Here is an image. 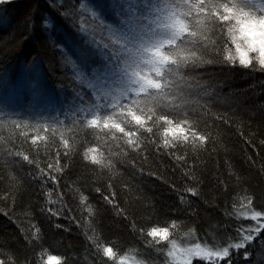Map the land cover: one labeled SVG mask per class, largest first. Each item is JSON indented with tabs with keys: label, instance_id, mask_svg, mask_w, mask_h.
I'll return each mask as SVG.
<instances>
[{
	"label": "trees",
	"instance_id": "16d2710c",
	"mask_svg": "<svg viewBox=\"0 0 264 264\" xmlns=\"http://www.w3.org/2000/svg\"><path fill=\"white\" fill-rule=\"evenodd\" d=\"M118 3L120 0H8L0 5V16L10 21L0 27V83L5 81L0 85V122H4L0 123V260L6 264H44L49 254L62 257L61 264H121V257L124 264L128 260L133 264H175L167 250H159L165 244L170 250L171 243L148 235L152 227H169L170 240L177 245H190L196 238L197 243L211 248L214 244L227 246L228 237L234 238L232 243L238 242L237 230L255 224L233 215V201L247 193L257 203L264 202V144L260 143L264 140V72L220 63L197 70L203 86L191 89V98H202L207 109L195 114L189 109L186 127L198 121L197 133L208 134V141L176 142L175 147L166 148L163 129L154 128L155 135L148 134L154 143L146 150L133 153L123 147V140L113 143L104 137L111 146L109 152L98 139L102 132L93 133L81 119L82 128L69 131L53 125L38 133L47 142L32 144L37 131L24 127V122L34 125L55 118L71 127L73 114L82 118L79 109L95 102L88 85L95 83V76L115 57L109 49L97 46L108 43L106 30L90 34L95 26L90 11L100 13L105 25L126 28L115 7ZM81 44L94 52L84 65L69 51ZM33 63L42 72L41 82L33 81L35 93L54 98L34 100L28 95L27 108L14 112L7 108V75L14 67L13 74ZM206 92L214 93L211 99L205 97ZM11 121L22 126L13 129ZM61 137L69 140L71 160L64 155ZM93 147L99 149L96 155L103 165L86 155ZM108 176L111 186L105 190L102 185ZM193 185L200 195L184 191ZM96 187L101 191H95ZM112 192L115 196H109ZM80 193L88 200L81 201ZM58 208L63 215L48 211ZM173 222L177 228H172ZM33 225L41 229L42 240L28 235L35 232ZM260 239L247 251L232 249V264H264ZM94 241L101 247H113L116 259L104 256ZM203 264L213 262L203 260Z\"/></svg>",
	"mask_w": 264,
	"mask_h": 264
},
{
	"label": "snow or ice",
	"instance_id": "6c2138e0",
	"mask_svg": "<svg viewBox=\"0 0 264 264\" xmlns=\"http://www.w3.org/2000/svg\"><path fill=\"white\" fill-rule=\"evenodd\" d=\"M7 2L8 0H0V5ZM80 7L83 9L85 6L81 4ZM115 7L120 9L122 23L126 28L105 25L100 13L95 9L90 11L95 25L90 34L94 36L98 30L100 33L106 30L109 34L108 43L97 46L109 49L115 57L102 73L95 76V83L88 85L93 89L95 102L79 109L84 113L82 118L73 114L71 127L55 118L50 122L34 125L24 122V127H33L37 131V135L32 138V144L35 145L37 141L47 142L46 138L38 133L42 130L48 131L53 125L65 127L69 131L82 128L81 119L86 121L93 133L97 130L102 132L98 139L109 152L111 146L104 141V137H110L113 143L123 140V147L133 153L146 150L154 143L148 135H155L154 128L157 131L163 129V146L166 148L175 147L176 142L196 144L208 141V134L198 135V121L186 127L189 109L193 114L201 108L207 109V105L201 103L202 98H191L193 93L190 90L203 86L197 70L205 65L220 63L252 72H264V2L120 0ZM66 43L71 46L72 41L68 40ZM73 54L77 56L80 64L84 65L91 60L94 52L86 44H81ZM64 55L66 56V53ZM210 56L219 59H209ZM67 60L76 66L71 57H67ZM212 94L214 93L206 92L205 97L211 99ZM170 116L174 118L170 119ZM11 125L13 129L22 126L17 121H11ZM61 141L66 149L64 155L71 160L73 150L69 148V140L61 137ZM260 143L264 144V140ZM98 151L96 147L89 148L86 155L91 154V161L103 165V161L97 158ZM56 157L59 159V152ZM47 167L52 169L53 165L48 164ZM55 167L59 172V165ZM52 179L55 180V177ZM111 179L112 177L108 176L103 182L105 190L111 186L107 183V180ZM195 179L194 176L193 180ZM227 187L225 185V188ZM94 190L100 192L101 188L96 187ZM184 191L194 196L200 195L195 185L186 186ZM79 195L81 201L88 200L82 193ZM109 196H115V193L112 192ZM104 199L113 203L109 197ZM182 201L188 203L183 198ZM113 207L118 205L113 203ZM233 209V215L237 219L248 218L255 224L250 223L247 228L241 226L235 238L238 242L232 243L234 238L228 237L225 241L227 246L214 244L211 248H202L194 238L190 247L181 249L175 240H170L172 232L169 227H152L148 235L170 242V250L167 249V244L159 250H167V256L172 257L177 264H194V259L195 264H203V260L212 261L213 264H220L221 261H224V264H232V249L247 251L257 238H261L259 242L264 247V202L257 203L254 195L245 193L234 199ZM48 211L51 215H63L59 208L55 212L51 209ZM123 214L124 210H121L120 215ZM183 223L185 222H181ZM32 227L35 232H29L28 235L35 240H42L41 229L36 225ZM177 227L173 222L172 228ZM94 243L104 256L110 260L116 259L113 247H101L98 242ZM61 262L62 257L49 254L44 264ZM0 264H6V261L0 260ZM121 264H124L123 257Z\"/></svg>",
	"mask_w": 264,
	"mask_h": 264
},
{
	"label": "rangeland",
	"instance_id": "374dc122",
	"mask_svg": "<svg viewBox=\"0 0 264 264\" xmlns=\"http://www.w3.org/2000/svg\"><path fill=\"white\" fill-rule=\"evenodd\" d=\"M258 2H264V0H258ZM3 16V17H2ZM0 16V27L8 25L9 19L6 18L4 15ZM60 34L57 35V38L59 39ZM70 53L76 58L77 56L73 53H76L77 48L69 50ZM72 56V57H73ZM73 57V59H74ZM79 62V60H77ZM15 70V67L12 68L9 71V74L7 75V82L9 81V87L7 88V92L9 94V104L7 105V108H11L14 110V112L23 111L27 108L26 101L28 99V95L31 96L32 99L36 100L38 98L39 100H42L44 97H53L52 94H43V93H35L33 88V81L36 80L38 83L41 82L42 72L41 68L38 64L33 63L29 67H20L18 68L19 71H17L15 74H13V71ZM5 80V79H3ZM5 81H1L0 85H4ZM54 98V97H53ZM30 100V99H29ZM31 102V106L33 108L36 107L35 102ZM179 248H186L190 247V245L180 246L177 245ZM202 248L206 246H202ZM171 260L172 257H170ZM215 258H213L214 260ZM208 261V260H207ZM175 264H177V261L173 260ZM128 264H133L130 260H128Z\"/></svg>",
	"mask_w": 264,
	"mask_h": 264
},
{
	"label": "clouds",
	"instance_id": "9594fccd",
	"mask_svg": "<svg viewBox=\"0 0 264 264\" xmlns=\"http://www.w3.org/2000/svg\"><path fill=\"white\" fill-rule=\"evenodd\" d=\"M65 264H66V262H65Z\"/></svg>",
	"mask_w": 264,
	"mask_h": 264
}]
</instances>
